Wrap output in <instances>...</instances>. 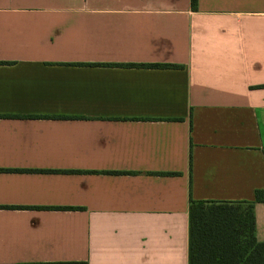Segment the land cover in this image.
Listing matches in <instances>:
<instances>
[{
  "label": "crops",
  "instance_id": "obj_1",
  "mask_svg": "<svg viewBox=\"0 0 264 264\" xmlns=\"http://www.w3.org/2000/svg\"><path fill=\"white\" fill-rule=\"evenodd\" d=\"M256 190L264 0H0V264H189Z\"/></svg>",
  "mask_w": 264,
  "mask_h": 264
},
{
  "label": "trees",
  "instance_id": "obj_2",
  "mask_svg": "<svg viewBox=\"0 0 264 264\" xmlns=\"http://www.w3.org/2000/svg\"><path fill=\"white\" fill-rule=\"evenodd\" d=\"M197 2L191 0L194 8ZM260 203H264V190H256L253 201L191 199L189 264H264V242L256 236L255 206Z\"/></svg>",
  "mask_w": 264,
  "mask_h": 264
}]
</instances>
